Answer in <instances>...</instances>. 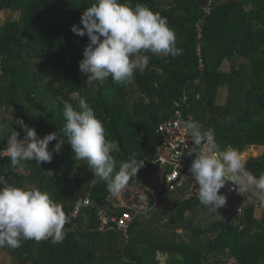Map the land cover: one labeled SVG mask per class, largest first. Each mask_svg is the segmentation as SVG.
I'll use <instances>...</instances> for the list:
<instances>
[{
    "label": "trees",
    "instance_id": "trees-1",
    "mask_svg": "<svg viewBox=\"0 0 264 264\" xmlns=\"http://www.w3.org/2000/svg\"><path fill=\"white\" fill-rule=\"evenodd\" d=\"M206 1L119 0L132 7L143 4L166 18L182 54H149L148 66L137 70L131 83L108 78L97 87L86 84L87 75L78 67L88 37L70 30L73 24L82 27L81 14L95 0H0V12H19L15 22L0 25V93L6 92L13 110L10 119L0 115V150L7 147L11 129L24 137L17 119L39 138L53 132L59 136L64 120L58 97L74 107L83 98L94 109L106 139L118 142L120 151L113 153L117 165L133 153L144 161L127 186L158 170L153 162L160 142L156 127L178 107L182 121L196 120L213 129L221 150L231 146L242 153L251 145L264 146V0H212L211 11L204 14ZM223 59L228 61L226 70L208 69L207 61ZM56 143L48 145L53 152L51 176L40 179L29 168L38 179L36 188H56L48 194L66 212L85 195L109 211L114 203L105 182H94L87 164L75 159L67 143L56 154ZM189 143L193 151L191 137ZM244 161L253 175L264 174V152ZM0 174L7 177V185L21 188L28 176L7 157L0 159ZM152 200L146 192V207L133 217L127 239L101 224L94 206L64 225L61 243L27 240L17 249H0L15 260L12 264H264V206L259 218L254 215L258 204L249 202L235 222L221 216L202 227L194 220L203 206L198 196L176 195L172 203L161 199L155 208ZM115 211L119 215L126 208ZM96 236L103 237L100 247L94 243Z\"/></svg>",
    "mask_w": 264,
    "mask_h": 264
},
{
    "label": "clouds",
    "instance_id": "clouds-1",
    "mask_svg": "<svg viewBox=\"0 0 264 264\" xmlns=\"http://www.w3.org/2000/svg\"><path fill=\"white\" fill-rule=\"evenodd\" d=\"M80 24L82 27L71 25L70 30L81 37L87 35L89 40L78 64L79 71L87 75L88 85L102 86L108 78L116 84H129L137 70L143 71L148 66L149 54L173 58L182 54L167 19L140 3L132 7L119 0H95L82 12ZM57 99L63 105L60 135L53 132L39 138L34 129L17 119L15 123L20 125L24 137L18 138L20 133L11 129L0 157H7L13 168L23 171L24 163L31 160L38 165L51 162L53 152L48 150L51 141H57L53 147L56 154L67 143L75 159L87 164L94 182L97 179L105 182L109 194L119 197L129 180L137 177L144 161L133 153L117 165L113 153L120 151L118 142L106 139L103 123L85 99H79L78 107L62 97ZM180 123L194 145L189 153L194 154L189 172L200 204L214 212L225 206L226 197L218 193L228 182L237 186L239 194L259 191L262 194L259 199L264 203V174L257 177L250 173L239 152L231 146L221 150L213 129H205L196 120ZM46 174L51 176L52 171ZM66 222L62 206L47 192L36 187H0V248L17 249L23 241L49 238L54 244L61 243Z\"/></svg>",
    "mask_w": 264,
    "mask_h": 264
},
{
    "label": "built area",
    "instance_id": "built-area-1",
    "mask_svg": "<svg viewBox=\"0 0 264 264\" xmlns=\"http://www.w3.org/2000/svg\"><path fill=\"white\" fill-rule=\"evenodd\" d=\"M211 6L212 0H207L206 4L202 7L204 14H208L211 11ZM198 35H200V31H198ZM181 121V108L178 107L175 109L173 117L160 122L156 127V132L160 136V142L156 145L153 152V162L158 164V170L152 174V177L157 181V189L155 194L152 195L151 208H155L161 199L172 203L174 201L173 197L176 195L181 196L180 192L184 190H194L191 196H197L193 186L194 182L189 172L194 154H189L192 152L189 143L190 137L185 133L180 123ZM196 154H198V150ZM159 172H162L161 181L158 178ZM6 185L7 177L4 174H0V187ZM227 186L229 191L237 193L235 190L236 185L228 182ZM94 206L95 204L89 199L88 195L78 198L70 210L64 211L67 217L66 223L77 219L84 209H91ZM117 208L120 207L113 204L110 210L107 211L97 205L95 206V216L101 224L119 233L123 239H127L134 217L131 212L136 213V211L127 208L126 211L118 215L115 211ZM242 208L238 206L236 207V211L241 212Z\"/></svg>",
    "mask_w": 264,
    "mask_h": 264
},
{
    "label": "rangeland",
    "instance_id": "rangeland-1",
    "mask_svg": "<svg viewBox=\"0 0 264 264\" xmlns=\"http://www.w3.org/2000/svg\"><path fill=\"white\" fill-rule=\"evenodd\" d=\"M163 4L167 2L168 0H161ZM19 12L18 11H12L10 9L3 10L0 12V25L4 24L5 22L11 21L15 22L18 18ZM158 55H163V54H158ZM206 65L208 66L209 70H213L214 68L218 67L221 68L222 70H226L228 67V61L227 59L223 60H209L206 62ZM21 67V65H18ZM135 93L131 98L135 99ZM0 115L4 117L5 119H10L13 117V110L8 105L7 98H6V92H1L0 93ZM256 151V150H255ZM250 154H256L257 152H252L249 151ZM28 164V163H27ZM30 166L29 164L26 166L25 164L23 165V171H20L17 169L22 174L28 175L27 179H25L23 184V188H32L36 187V185L39 183L38 179L33 175L29 174V170L37 173L36 176H39L40 179H44L45 177H49L46 172L51 170L53 173V167L52 165H49L48 163H41L40 165L38 164H33V166ZM30 168V169H29ZM156 179L152 178V175H149L148 177L144 178L140 183H135L131 186H127L125 190L122 192V194L119 197H112L110 194L108 196V199L114 205L118 207H124V208H131L136 211V213L131 212L134 216L141 210L145 209L146 207V192L149 193V196L152 197V195L155 194V191L157 189V183ZM56 188H48L46 189L45 192L49 193L50 191H56ZM194 191V190H193ZM193 191L190 190H184L181 191V197H188L193 194ZM246 193V195H245ZM242 194H239L238 192H231L228 190L227 183L223 188L219 190L218 194H223L226 197V204L225 206L219 208L216 210V212L210 210L208 207L202 206L199 208V211L194 217L195 221H198L202 227H207L211 223H213L215 220H217L219 217L223 216L228 222H235V217L237 215H240L241 212L236 211V207H238L241 204H246L249 202L247 197L252 199V203L258 204L260 203L259 197L262 195L259 191L257 190H250L248 192H245ZM242 207V206H241ZM130 209V210H131ZM262 213V207H256L254 215L256 217L260 216ZM219 216H218V215ZM86 224V223H84ZM180 232V230H178ZM212 236V235H211ZM240 237L238 234L237 237L232 238V242L235 241L236 238ZM247 238V235L245 236ZM90 241V239H84V242ZM94 243L97 245V247H100L104 244V240L102 236L99 237H94ZM162 259V258H161ZM163 260V259H162ZM15 263V260L5 253L3 250L0 249V264H12ZM227 264H234L233 260H229Z\"/></svg>",
    "mask_w": 264,
    "mask_h": 264
},
{
    "label": "crops",
    "instance_id": "crops-1",
    "mask_svg": "<svg viewBox=\"0 0 264 264\" xmlns=\"http://www.w3.org/2000/svg\"><path fill=\"white\" fill-rule=\"evenodd\" d=\"M256 150V151H255ZM249 151H252V152H257L256 154H250L249 153ZM264 152V146H261V145H251V146H249V147H247L246 148V150L245 151H243L242 153H239L240 154V156H241V158L244 160L246 157H248L249 155L250 156H256V155H260V154H262ZM153 178V177H152ZM245 195H246V193H245ZM247 199L249 200V202H252V199L251 198H249V197H247ZM248 202V203H249ZM247 204V203H246ZM246 204H241V205H239V206H242V207H244ZM263 206H264V203H258V206H256V207H259V208H263ZM261 216V215H260ZM260 216H258L257 218H259Z\"/></svg>",
    "mask_w": 264,
    "mask_h": 264
},
{
    "label": "water",
    "instance_id": "water-1",
    "mask_svg": "<svg viewBox=\"0 0 264 264\" xmlns=\"http://www.w3.org/2000/svg\"><path fill=\"white\" fill-rule=\"evenodd\" d=\"M158 178H159V180L161 181V179H162V172H159L158 173ZM164 264V263H163Z\"/></svg>",
    "mask_w": 264,
    "mask_h": 264
}]
</instances>
